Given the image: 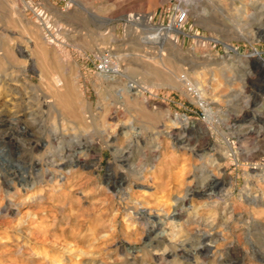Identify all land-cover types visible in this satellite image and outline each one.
<instances>
[{
    "label": "rangeland",
    "instance_id": "1",
    "mask_svg": "<svg viewBox=\"0 0 264 264\" xmlns=\"http://www.w3.org/2000/svg\"><path fill=\"white\" fill-rule=\"evenodd\" d=\"M261 57L264 0H0V264H264Z\"/></svg>",
    "mask_w": 264,
    "mask_h": 264
},
{
    "label": "bare ground",
    "instance_id": "2",
    "mask_svg": "<svg viewBox=\"0 0 264 264\" xmlns=\"http://www.w3.org/2000/svg\"><path fill=\"white\" fill-rule=\"evenodd\" d=\"M135 19V18H134ZM142 19V18H141ZM145 19V18H144ZM143 20V19H142ZM137 22V21H136ZM209 24V23H208ZM152 31V30H151ZM171 33H175L176 35H178V34H180L181 33V31H177V30H175V29H171V30H166L164 33L162 32V31H159V30H156V31H154L153 33H150V35H146V37H145V42H146V44L148 43V44H152V45H157V46H160L161 47V49H162V47L167 43V42H169L170 40H171ZM148 34V33H147ZM144 41V40H143ZM171 44V43H170ZM25 51H28L27 49L25 50ZM32 53V52H31ZM31 55V54H30ZM43 56V55H42ZM44 57V56H43ZM257 57V56H256ZM25 58H27L26 59V61L28 62H31V57L29 56V54L28 55H26V57ZM261 59H262V61H261ZM261 59L259 60L260 61V63L262 64V66L264 67V59L261 57ZM33 60H35V59H33ZM28 62V63H29ZM36 64V63H35ZM30 65H31V67H32V69L33 70H35V65L31 62L30 63ZM115 67V66H114ZM157 71H159V70H157ZM39 73V72H38ZM159 73V72H158ZM157 73V74H158ZM44 74V73H43ZM156 74V73H155ZM43 76V75H42ZM110 76V75H109ZM171 76V75H170ZM172 77V76H171ZM57 80H58V78H56ZM61 79V78H60ZM59 79V81H58V84L57 83H55V84H57L58 86H60V87H64L65 85H64V82H62V81H64V80H60ZM118 79V78H117ZM167 79V78H166ZM119 80V79H118ZM121 80V79H120ZM176 81V80H175ZM121 82V81H120ZM123 82V81H122ZM108 84V83H107ZM124 83H122V85H123ZM140 85V84H139ZM118 86V85H117ZM65 88V87H64ZM116 88V87H115ZM128 88H135V86H125L124 88H122V90H121V98H122V100H124L125 99V96H127V95H125L126 93H130L131 92V90H128ZM136 90H137V88H136ZM68 91V90H67ZM135 91V90H134ZM66 93V92H65ZM68 93H69V91H68ZM62 94V93H61ZM133 94H137V97H139L140 96V92L139 91H136V92H134ZM63 96V95H62ZM130 96V95H129ZM132 96V95H131ZM70 97H72V95H70ZM136 97V98H137ZM63 98H65V97H63ZM68 98V97H67ZM66 98V99H67ZM73 98V97H72ZM129 98V97H128ZM131 98V97H130ZM62 99V98H61ZM129 100V99H128ZM75 101V100H74ZM127 101V100H126ZM128 102V101H127ZM70 103V102H69ZM126 103V102H125ZM62 104V103H61ZM74 104V103H73ZM123 104V103H122ZM70 105V104H69ZM127 105V104H126ZM129 105V104H128ZM67 107V109H68V106H66ZM73 107H75V106H73ZM69 110H70V108H69ZM71 111V110H70ZM74 112V111H73ZM69 113V112H68ZM1 128H2V126H0V130H1ZM7 129V128H6ZM9 129H10V126H9ZM27 129V128H26ZM24 130V129H23ZM10 131V130H9ZM19 131V130H18ZM8 132V131H7ZM10 133V132H9ZM8 133V134H9ZM12 133V132H11ZM19 133H20V131H19ZM18 134V133H17ZM7 138H10L9 137V135L7 136ZM11 139V138H10ZM9 139V140H10ZM13 139V138H12ZM77 163V162H76ZM186 195V194H185ZM186 197V196H185ZM184 199V198H183ZM180 201H182V200H180ZM183 203V202H182ZM174 239V238H173ZM200 239V238H199ZM199 239H198V241H199ZM171 240V239H170ZM170 242V241H169ZM161 243V242H160ZM200 243V242H199ZM162 245V244H161ZM166 246V245H165ZM169 250V249H168ZM164 251V250H163Z\"/></svg>",
    "mask_w": 264,
    "mask_h": 264
},
{
    "label": "built area",
    "instance_id": "3",
    "mask_svg": "<svg viewBox=\"0 0 264 264\" xmlns=\"http://www.w3.org/2000/svg\"><path fill=\"white\" fill-rule=\"evenodd\" d=\"M187 20H188V10L185 8L179 9L175 13V15L172 18H170L169 21L163 26V29L164 30H168V29L169 30L171 29L180 30L186 24ZM104 63L105 64L102 65V68L107 70L108 62L106 61Z\"/></svg>",
    "mask_w": 264,
    "mask_h": 264
}]
</instances>
